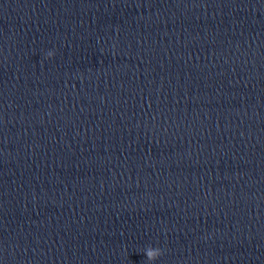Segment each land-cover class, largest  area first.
Listing matches in <instances>:
<instances>
[{
    "label": "clouds",
    "instance_id": "1",
    "mask_svg": "<svg viewBox=\"0 0 264 264\" xmlns=\"http://www.w3.org/2000/svg\"><path fill=\"white\" fill-rule=\"evenodd\" d=\"M54 55L55 53L53 51H48L46 54L47 58H52L54 57ZM163 254V249L159 247H153L151 245H148L144 249V256L146 257L147 264H155L158 258L161 257Z\"/></svg>",
    "mask_w": 264,
    "mask_h": 264
}]
</instances>
